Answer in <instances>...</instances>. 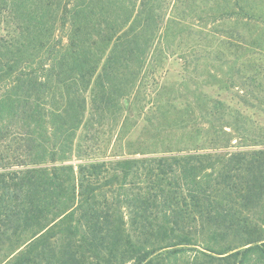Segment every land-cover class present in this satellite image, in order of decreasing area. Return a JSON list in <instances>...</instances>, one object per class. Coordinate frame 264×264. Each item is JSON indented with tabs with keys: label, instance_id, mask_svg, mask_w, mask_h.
I'll use <instances>...</instances> for the list:
<instances>
[{
	"label": "trees",
	"instance_id": "16d2710c",
	"mask_svg": "<svg viewBox=\"0 0 264 264\" xmlns=\"http://www.w3.org/2000/svg\"><path fill=\"white\" fill-rule=\"evenodd\" d=\"M241 19L246 30L264 22V0H0V264H152L164 250L169 264L186 252L202 263L217 255L224 264H264V200L247 194L241 208L259 211L257 222L237 212L225 242L215 226L199 244L173 248L166 232L193 221L185 202L174 208L175 186L199 222L215 223L201 209L218 189L203 182L211 167L196 161L209 154L154 157L121 143L142 112L148 122L146 112L159 113L170 131L177 105L194 102L187 81L160 95L165 65L181 60L209 86L231 88L225 51L201 48L228 43L217 30L236 33ZM107 124L118 127L111 155L96 145Z\"/></svg>",
	"mask_w": 264,
	"mask_h": 264
},
{
	"label": "rangeland",
	"instance_id": "374dc122",
	"mask_svg": "<svg viewBox=\"0 0 264 264\" xmlns=\"http://www.w3.org/2000/svg\"><path fill=\"white\" fill-rule=\"evenodd\" d=\"M243 22L245 21L241 19L240 29L236 33L230 32L226 26L217 30V35L226 36L223 40L228 43L214 44L212 49H207L206 46L201 48V51L205 50L211 55L225 51L226 66H234L235 69V73L233 72L235 82H231V88H221L216 83L209 86L206 84L208 80L206 76L196 73L197 70L193 67L185 69L181 60H177L171 66L165 65L168 72L164 85L158 89L161 91L160 95L187 81L191 85L194 102H191L187 109H184L183 104L177 105L181 107L175 110V117L168 120L171 126H174L170 131L168 130L170 125L167 127L162 125L165 131L158 125V120L153 115L157 116L159 113L153 110L145 114L151 116L152 122L143 120L142 112L135 118L134 127L128 128L125 135L121 134L122 144L130 141V147L128 149L127 146L125 147L128 152H133L140 144L138 149L146 152L148 154L146 156L158 157L160 151L165 150H176L181 155L209 154V157L196 161H200L204 168L211 167V169H204L203 175L206 178L203 182L211 180L210 187L218 189L213 206L201 209L214 219L215 223L199 222V215L193 208L192 200L186 197V192L180 185L175 186L174 208L180 210L185 202L188 205L186 208L188 213H191L187 218L193 220L185 221L177 227L174 225L172 228L174 231L166 232L178 245L180 240L189 239L199 244L208 235V230H212L215 226L222 228L220 231L222 243L225 242L230 237V232L225 230L230 224L226 222L233 220L237 212L240 211L243 214L242 217L257 222L258 216L255 214L259 211H253L251 215H248L249 211L241 208V205L247 204L245 202L247 194L252 197L253 204L261 206L264 200L262 184H260L261 176L264 174V22L254 21L247 30L245 25L243 28ZM231 35L234 38L237 37L230 43L228 37ZM198 39L196 37L195 41ZM223 60L220 61L221 65ZM205 62L200 61L199 68ZM208 62L209 66H212L213 62ZM226 66L223 65V71L228 69ZM189 92L191 100V91ZM146 99L149 100V97ZM197 99H200V106L196 104ZM178 101L185 104L183 98ZM184 125L187 128L182 130L181 127ZM109 128H112V131H109ZM117 128L107 124L106 134L96 141V145L101 147L102 151L105 150L108 155H111V147L119 144L115 142ZM160 130L164 132L157 134ZM231 154H233L232 158ZM135 158H142V155H136ZM235 165L241 166L239 171L233 169ZM258 166H263L261 174L260 169H257ZM258 185L261 190L258 189ZM104 190L107 189L104 188ZM108 200H112L111 197ZM207 215L206 219H208ZM258 225H260L259 222ZM170 226L172 227V223ZM185 236L187 237L184 238ZM178 245L173 248L184 247V245ZM194 246L201 249L199 246ZM166 252L169 251L164 250L154 256L152 264H169L165 259ZM177 264H224V262L220 261L217 255L208 259L206 263L197 262L194 252H186L182 253V262L178 261Z\"/></svg>",
	"mask_w": 264,
	"mask_h": 264
}]
</instances>
